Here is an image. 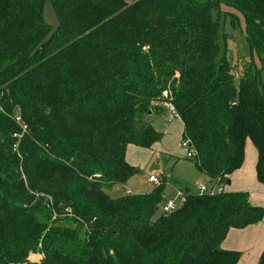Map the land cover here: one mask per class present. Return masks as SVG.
Wrapping results in <instances>:
<instances>
[{"label": "trees", "instance_id": "obj_1", "mask_svg": "<svg viewBox=\"0 0 264 264\" xmlns=\"http://www.w3.org/2000/svg\"><path fill=\"white\" fill-rule=\"evenodd\" d=\"M45 2L0 0V264H238L221 245L264 218L248 193L182 188L160 215L168 181L109 193L134 175L127 146L161 141L147 119L164 95L199 173L225 186L250 141L264 188V0H55L53 32ZM222 6L258 57L238 78L220 52Z\"/></svg>", "mask_w": 264, "mask_h": 264}, {"label": "rangeland", "instance_id": "obj_2", "mask_svg": "<svg viewBox=\"0 0 264 264\" xmlns=\"http://www.w3.org/2000/svg\"><path fill=\"white\" fill-rule=\"evenodd\" d=\"M54 1L55 0H46L43 8L44 22L50 26L52 32L58 25L53 7ZM213 20L217 21L220 30L219 45L221 55L225 56L229 61L234 69L233 72L236 77L238 78L246 67L252 64L258 66V57L255 53H251L246 45L245 20L242 14L231 8L222 6L213 11ZM148 118L147 122L155 127L157 132L162 135V139L156 143V147L152 150L144 149V151L148 152L141 157V160L148 162L146 166H143L142 169H138L137 167L135 172L137 171L138 173L134 174L133 180H129L124 187L116 188V193H113L112 196H118L126 192L146 194L153 188L152 186H154L148 183V178L150 176L158 177L159 175H168L171 177V179H168V188L177 184V182L175 183L177 176L185 179V183L190 185L192 190L199 184L212 185L213 181H209L205 177L199 178L198 171L195 170L194 160L186 157V150L181 144L183 129L182 126H179V122L173 120L172 116L165 110L160 115H153ZM176 122H178V124H176ZM245 150V167L247 169L246 182L248 183L245 187V193H248L252 206L264 209V194L258 192L257 186L260 187L261 185L256 181L253 175L254 168L251 167L254 156L256 159V150L250 141H247ZM232 183V186H222L223 190H225V192H234L237 187L235 184L234 188V180ZM177 185H179V189H182L184 186L183 183ZM166 194H169L168 190ZM160 213V210L157 211V215H160ZM263 220L264 218L257 224H260ZM238 230L241 229H236L235 231L240 232ZM37 257L38 256H36L34 260H36Z\"/></svg>", "mask_w": 264, "mask_h": 264}, {"label": "crops", "instance_id": "obj_3", "mask_svg": "<svg viewBox=\"0 0 264 264\" xmlns=\"http://www.w3.org/2000/svg\"><path fill=\"white\" fill-rule=\"evenodd\" d=\"M176 121L179 122V126H182V129H183L182 122L180 120H176ZM178 122H176V124H178ZM152 127L155 129L154 126H152ZM154 147H156V144H154L150 149L152 150ZM245 147H246V145H245ZM146 152H148V151H144V149H142V148H138V147L129 145L126 148L125 160H126L127 164L130 165L131 167H133L134 169H136L137 167H138V169H142V167L146 166V164L148 163V162H144L141 160V157L144 156L146 154ZM245 158H246V156H245ZM245 158H244V163H243L242 167L238 171L234 172L229 177V186L230 185L232 186L233 180L235 181L234 188H235V184H236L237 188H235L234 192H237V191H244L245 192V187L248 184L246 182V177H247L246 170L247 169L245 167ZM256 161H257V153H256V159L254 156L253 161L251 163V167L254 168L253 169L254 170V173H253L254 176H255ZM198 174H199V178L205 177L207 180H209L203 174H201L199 172H198ZM161 176H163V175H161ZM133 178H134V175L130 179V181L133 180ZM170 179H171V177H170ZM176 182H177V184L183 183L184 184L183 188H189L190 190H192L191 186L186 184L185 179H183L182 177L177 176V178L175 179V183ZM149 184H151V183H149ZM177 184H174L173 186H171V188H168V187L165 188L164 199L171 198L175 195L176 190L179 189L178 188L179 185H177ZM214 184L215 183L213 182L212 185H206V184H200V185L213 186ZM152 187L154 188L155 185ZM116 188H118V187H116ZM116 188L111 190V192L109 193V196L112 199L119 198V197L126 195V194H130V195H141L142 194V193L141 194H133L132 192H126V193L118 195V196H112L113 193H116V191H115ZM153 188L151 190H153ZM257 189H258V192L264 194V188L262 186H260V187L257 186ZM167 190L169 192L168 195L166 194ZM149 192H147V193H149ZM249 201H250V199H249ZM235 230L236 229H231L228 232L226 239L224 240V242L221 245V248L223 250L235 251V252L241 253V258H240L238 264H257L260 255L264 252V220L260 224H257L254 226H249V227L243 229V231L238 230L240 232H237ZM36 256H38V257L36 260H34V258H36ZM243 257H244V259H243ZM40 259H41L40 255H31L28 259V264H37Z\"/></svg>", "mask_w": 264, "mask_h": 264}, {"label": "built area", "instance_id": "obj_4", "mask_svg": "<svg viewBox=\"0 0 264 264\" xmlns=\"http://www.w3.org/2000/svg\"><path fill=\"white\" fill-rule=\"evenodd\" d=\"M164 99L166 102L163 104V108L165 111H167L171 116L173 120H179V116L177 115L176 109L172 103L167 101V96L164 95ZM182 147L186 150V157L187 158H193L194 153L189 150V143L188 142H182ZM170 179V176H159V177H154L150 176L148 178V182L158 186L160 185L162 180L168 181ZM192 193H195L197 195H209L213 196L215 194H219L221 192H224L222 186L214 184L213 186H206V185H196L195 189L192 191ZM183 201V194L181 191L176 190L175 195L171 198H167L164 200V202L160 205V212L163 214H170L174 212L182 203Z\"/></svg>", "mask_w": 264, "mask_h": 264}, {"label": "water", "instance_id": "obj_5", "mask_svg": "<svg viewBox=\"0 0 264 264\" xmlns=\"http://www.w3.org/2000/svg\"><path fill=\"white\" fill-rule=\"evenodd\" d=\"M135 173H137V171H136V172H134V174H135ZM226 185H229V182H227V184H226Z\"/></svg>", "mask_w": 264, "mask_h": 264}]
</instances>
